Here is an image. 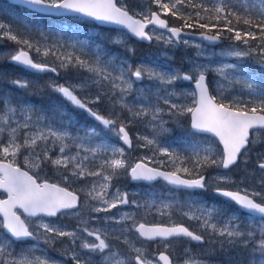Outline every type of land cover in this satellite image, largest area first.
<instances>
[{"label": "snow or ice", "instance_id": "1", "mask_svg": "<svg viewBox=\"0 0 264 264\" xmlns=\"http://www.w3.org/2000/svg\"><path fill=\"white\" fill-rule=\"evenodd\" d=\"M17 3L49 20L74 14L116 25L117 35L112 40L115 44H124L125 37L131 35L171 46L181 42L185 30L198 28L201 30L199 35L208 41L228 39L246 46L243 49H239L238 44L230 46L221 55L255 56L264 66V0H147L139 9H129L124 0H17ZM153 5L157 10H153ZM169 15L180 20V26H170L168 20L162 18ZM68 31L72 32L71 25ZM53 34L64 36L63 26L49 35ZM38 36L39 39L31 37L27 24L24 31H20L0 21V40L17 45L15 50L3 53L10 62L36 72L58 73L59 69L69 67L86 71L88 75L78 83L53 81L49 86L76 108L85 111L100 127L83 129V136L73 135L68 130L71 118L60 128L51 122L41 127L44 118L34 119L31 106L16 104L6 94L0 98V190L6 195L0 199V264H59L44 252L37 255L35 244L19 250L15 247L18 243L41 237L45 243H52L57 237L68 238L74 264H175L166 251L150 256L143 244L159 241L167 249L173 239L186 238L203 243L206 235L218 237L222 248L225 244L232 248L242 244L248 253L246 264H264V175L256 182V187H252L249 185L251 174L236 181L226 171L242 156H247L250 145L257 143L264 134V86L256 84L252 77L243 81L229 79L235 64L222 63L209 68L193 59L188 71H157L144 66L133 69L118 58L105 59L100 45L93 46L87 40H80L76 33L68 44L59 39L49 42L43 31L38 32ZM182 43L187 45L189 41ZM86 48L91 49V58H87ZM33 54L42 59H34ZM201 55L202 52L197 53V56ZM49 57L51 62L47 60ZM210 71L228 81L230 86L239 84V93L233 95L235 89H225L219 81L217 87L210 90ZM145 79L150 84L139 96L133 97L134 104L130 106L126 98L132 96L134 82ZM178 81L193 82L194 89L177 92ZM12 83L18 88L29 85L26 80ZM100 104L109 109L107 114H101L95 107ZM125 110L127 118L122 117ZM165 114L177 120L180 116L190 115L194 133H210L222 147L197 143L191 146V154L184 156L162 146L159 137L169 131L165 127ZM136 119L146 120L152 129L150 135L137 136V146L149 148L151 155L130 164L124 148L104 143L102 138L106 133H113L131 148L133 139L127 129ZM96 139L101 142L90 146ZM73 146L75 152L70 151ZM57 148L59 155L53 158L50 153ZM22 153H27L24 155L27 170L18 163ZM97 160L99 164L91 170L90 166ZM47 163L66 173L62 175L65 183L73 178H95L81 189L85 195L82 202L75 191L40 177L42 166ZM213 167L225 171L210 179L205 173ZM257 167L264 174V155L259 158ZM124 171L134 180L162 179L174 186V192L206 189L214 183L215 194L226 198L235 209L209 206L201 201L181 204L174 196L167 202L161 201L158 206L156 200L137 204L134 199L129 201V194L119 188L110 191L113 179ZM130 203L145 211L156 206L160 215L169 217L173 211L186 208L181 215L196 221L199 231L171 219L167 224H147L138 221L133 212L103 217L109 225L119 227H89L87 220H81L76 230L67 231L45 220V217L64 214L79 216L82 208L90 213H109ZM241 213L247 214V224L240 220ZM90 219L96 221L98 217L92 215ZM113 240H122L124 249H119ZM184 255L187 258L182 264H204L194 258L191 249L186 248Z\"/></svg>", "mask_w": 264, "mask_h": 264}, {"label": "rangeland", "instance_id": "2", "mask_svg": "<svg viewBox=\"0 0 264 264\" xmlns=\"http://www.w3.org/2000/svg\"><path fill=\"white\" fill-rule=\"evenodd\" d=\"M124 2L128 5L129 9H139V6L147 3V0H124ZM8 4L9 3L6 2L5 0H0V21H3L5 23H9L14 28L22 31L20 24H18V21H16V20L14 21L13 17L10 15V13L8 11V7H7ZM154 6L155 5H153L152 8L155 11L157 9L156 8L154 9ZM76 27L79 29V27H81V25L76 24ZM64 30H65L64 36L61 37V36H57V35L53 34V35H50L52 40H50L49 38H48V40H50L52 42L55 39H59L63 43L68 44V43L72 42L70 40V37L73 35V33H76L78 36V39L87 40L89 42V44L95 46L97 44L94 43V40H95L94 37H96V36L101 37L102 36L101 28L97 25L94 26L93 23H92V25H89L87 27V35H83L78 31L75 32L74 28H72V32H69L67 28ZM52 33H54V31ZM91 34L93 36H91ZM116 35H117V33H116ZM37 39H39V36ZM128 39H129V36H126L125 41H127ZM183 40H187V41H189V43L187 45H185L182 43ZM237 44H238L239 49H243L246 47L243 44H239V42H233L231 40H226V42L220 46L219 45L207 46L204 43H202L201 41H197L195 39H191V38H187V37L181 38V42L176 43L174 45H171V46L163 45V48L161 49V57L163 59L160 60V62L163 65H157L158 61H151L150 58H146V59L141 60V61L139 60L135 64L136 65L135 68L137 66H144V67L154 68L157 71L168 70V69L188 71L189 67L191 66L190 62L193 59L197 60L199 63H202V64L209 66V68H215L222 63L235 64L236 68L231 71L229 79L243 81L249 77H252V78H254L256 84L264 86V84L259 83L253 75V71H255V69L257 72L264 74V69H262L260 66L256 65V64H258V60L255 56H247V57L227 56L226 57V56L221 55L222 52L229 49L230 46H235ZM197 45H199V48L196 47ZM161 46H162L161 42H155V44L153 45L151 50L154 51L155 53H158ZM15 49H16L15 45H10V46L0 45V60L6 59V58H4L3 53L13 51ZM84 51L88 54L87 58H91V56H92L91 49L86 48ZM198 52H202L203 55L197 56ZM104 53H105V59H107L108 57H112L114 59L118 58L120 60V57H118L115 53H111V52H108L106 50H104ZM177 58L178 59L182 58V60H184L186 64L184 66L178 65L180 67H178L176 65H172V62L175 61ZM35 59L40 60L39 57H36ZM125 62L130 65V62H128V61H125ZM58 71L60 72V69ZM63 73L64 72H62V75H63ZM208 74L210 75L209 82L211 84L212 89H215L217 87V81H219L220 84H222L225 89L234 88L235 91L232 92L233 95H236L239 93V91H240V85L239 84H234V85L230 86L228 81L224 80L222 77H220L214 71H210ZM87 75L88 74L86 73V71L82 69V71H80V73L76 74L73 78L67 79L65 75L62 76L63 80L54 79V77H55L54 75H50L49 78L51 79V81H57L59 84H65V83L75 84V83H78L82 77H85ZM34 78H36V77H33L32 79H34ZM27 79H31V77H28ZM149 84H150V82L147 79H145L144 81H141V82H139V81L134 82L133 93H132L131 97L126 98L127 103L130 106L133 105L134 104L133 97L139 96L140 93L142 91H144ZM171 90L172 89H169V91H171ZM175 90L177 92H185V91L190 92L193 90V88L191 87V82L178 81L176 86H175ZM153 91H154V89H153ZM213 94H215V92H213ZM174 102L190 103V101H186V100H174ZM182 117L183 116H180L178 118V120H181ZM164 119L167 121V123L165 124V127L168 128L169 131L163 133L159 137L162 146L168 147L170 150H175L176 152H178L184 156H188L191 154L190 149H191V146L193 144L198 143L201 146L212 145L215 147V141L213 140V137H209V136L199 138V141H196V142L187 140V142H188L187 144L179 142V140H177L172 135H170L171 133H173V131L171 130L172 126H170L171 118L167 114H165ZM45 124H47V123L42 121L40 126L43 127ZM144 125L146 127V130L135 131L134 134H131L132 139H133V148L131 150L137 151V156L139 159L143 156L151 155V150L149 148H141V147L137 146V144H138L137 136L138 135H150V133L152 132V129L148 125L146 120L144 121ZM55 127L60 128V126H55ZM88 128H90V127H88ZM83 129H87V128L85 126H82L77 130V132H72L70 129H68V130L71 131L73 135L79 134V135L83 136V134H84ZM21 135L23 136V132H21ZM104 138H105V140H102V142L107 143L109 145H114L115 147L124 148L125 149V156L128 159L129 163L134 164V161H132L130 159V150L127 149L124 145H122L119 142V139L113 133H110V132L107 133V136L105 135ZM263 139H264V134H261L259 141L251 146V148L249 149V153L247 154V156H244L245 159H243L242 163L240 164L241 170L245 169L244 166L246 163H249V162L258 163L259 158L262 155H264V140ZM100 142H101L100 139H96L93 141L92 145H90V146H95V144L100 143ZM139 143H142V141ZM70 151L75 152V147L73 146ZM26 154L27 153H24V155H26ZM83 154L84 153H81V155H83ZM159 158H163V157H158V159ZM245 161H247V162H245ZM98 164H99V160H97L95 162V164L90 166L91 170H95V167ZM20 165L23 166L22 164H20ZM151 165H153V164H151ZM24 167L26 168V166H24ZM223 172H224V170H220V171L214 173L211 177L214 178L217 175L222 174ZM61 173L64 174L62 169H61L60 173L58 172V174L60 175ZM258 173L260 176L264 175L260 172L259 169H258ZM227 174H229L230 176H232V178L234 180H236V178L234 177V175L231 171L228 170ZM88 178H89V183H90V180L92 182V180L95 179L93 177H91V178L85 177V178H80V179L73 178V179H70L69 182L85 180ZM243 178H244V176H241V178L238 179V181L242 180ZM260 178L254 179L253 177H251L249 180V185L252 187H256V182H258L260 180ZM69 182H67V183H69ZM117 184H118V181H117V179L114 178L112 181V187L110 188V191H115L117 188H119L121 191L127 192L129 194V201L134 199L137 201V204H144L145 202H150L152 200H156V202H157L156 206H158L161 201L167 202L170 197L174 196L175 200L181 202V204H183L185 201H201V202H203L209 206H212V205H215L217 207L223 206V207H228L229 210H231V208L229 206H224V204H220V202L207 201L205 199L206 191H201V192H190V191H188V192H185L182 190H176L174 192L173 188H171L170 186H168L166 183H164L162 181L153 183V185L152 184L146 185L143 183H134L131 185L125 184V185H121L120 187H117ZM205 190H207V189H205ZM156 206H154L152 209H149L148 211H145V209L143 207L137 208L136 205H132L130 203L129 205H123V206H119L117 209H112L109 213H98V214L97 213H90L87 209L82 208L81 209V215H79V216H77L75 214H64V215H60L56 218H45V220L47 222H50L53 225L62 227L64 230H67V231L76 230L77 225L80 224L81 220H87L89 227H101V226L119 227V225H114V224L109 225L108 222L103 220V217L104 216H111V215H118V213H122V212H133L136 214V219L138 221L146 222L147 220H150V217L155 222H166V223H168L170 219L173 221L184 220V221H186L187 224L191 225L192 230L199 231V227H198V224L196 221H189L181 215V211H186L187 210L186 208H183L180 211H173L172 216L169 217V216L160 215V213L156 211ZM92 215L97 216L98 219L96 221H92L90 219V216H92ZM246 216H247L246 213L240 214V220L243 221L245 224L248 223ZM0 231H2V230H0ZM88 239L91 240L92 238H88ZM56 242H58V243H56ZM77 243H79V241ZM112 243L117 245L119 249H121V250L124 249V245L122 243V240L121 241L113 240ZM196 243H197L196 241H189L187 239L171 240L169 247L167 249H165L164 244L162 245V247L167 252L171 253V256L174 257L175 264H182L183 260L187 258L184 255V250L186 248L191 249V253L194 255V258L197 260L203 261L204 264H224L223 262H221L218 259L215 260V259H210V258H202L196 249V246H195ZM32 244H35L37 246V250H36L37 255H41V252H44L49 257H51L52 259L58 261L59 264H74V261L71 260V256H70V241L68 238L57 237L54 242L45 243L43 237H41L39 239V241L36 243L30 242V243H27L24 245L23 244H17V245H15V247L17 248V250H19L20 248L28 247ZM57 244H59V245H57ZM60 246H62V248L59 249ZM137 246H141V245L138 244ZM72 247H75V246H72ZM143 247L146 250V252L151 256L150 248H149V245L147 242L143 244ZM49 248L54 249V255L50 254ZM229 249L232 251V254H234V255L236 254V256H239L240 260L239 259L238 260L240 262L245 261V264H246L248 253L245 250L244 245L239 244L235 248L229 247ZM243 253L246 254L247 256L245 257ZM94 259L98 260L99 257H94ZM239 261H236L233 257H227L225 264H239Z\"/></svg>", "mask_w": 264, "mask_h": 264}, {"label": "trees", "instance_id": "3", "mask_svg": "<svg viewBox=\"0 0 264 264\" xmlns=\"http://www.w3.org/2000/svg\"><path fill=\"white\" fill-rule=\"evenodd\" d=\"M6 1V0H5ZM7 2V1H6ZM8 11L10 15L13 17L14 21H18V24L21 26V30L24 31L25 24L28 25V28L30 29V35L33 39L38 38V32L43 31L45 35L48 36L50 40V32L52 33L55 30H59L61 26H63L64 29H68L71 25V28H74V31H78L83 35H87V27L89 25H92L91 22H88L86 20H80V19H74L71 17H63V18H57L55 20H49L42 18L41 16H38L34 12L28 11L26 8H23L21 6L8 4ZM173 24L180 26L181 21L172 17L169 15L167 16ZM76 24H80L81 27L79 29L76 27ZM195 31H200V29H196ZM117 31L113 29L103 28L101 31L102 36H96L94 37V43L101 46L103 50H106L111 53H115L118 57H120V60L123 59H129L131 64H136L139 60H143L147 58V55L156 57V53H150V48L154 44H146L140 41H136L132 38L127 40L124 44H115L112 42L113 37L116 36ZM91 36H93L91 34ZM48 40L49 42H51ZM255 44V42H252ZM0 45L2 46H10L15 45L11 41L7 40H0ZM37 56L33 54V58L35 59ZM42 59L41 57H39ZM48 62L52 61V58H47ZM258 65V64H256ZM82 69L78 70L76 68L69 67L68 69H60L59 73H52L54 75V79L57 80H63L62 76H66V78H73L76 74L80 73ZM62 72L63 75H62ZM50 74H35L33 72H30L23 68L22 66H19L17 64H14L10 62L8 59L0 60V98L4 94H6L9 97H12L13 102L16 104H27L31 106L34 110L33 118L36 117H43V122L49 123L51 122L54 126H60L62 124H68L69 118H71V127L69 129L72 132H77V130L85 126L86 128L96 126L99 128L98 122H96L92 117H90L85 111L76 108L74 105H72L69 101L64 99L59 93L55 92L49 85L51 79L49 78ZM62 75V76H61ZM254 77L257 79L259 83L264 84V74L257 72L256 69L253 71ZM28 77H31V79H27ZM33 77H36L32 79ZM14 80H26L29 82L28 87L26 88H18L16 85L12 83ZM58 83L57 81H54ZM94 94V93H93ZM95 107L99 108L101 111V114H107L109 109L104 105H96ZM117 111H120L119 107H117ZM122 117L127 118L128 112L125 110L122 112ZM145 120L136 119L133 120V122L128 126V131L130 134H134L135 131L140 130H146V127L144 125ZM190 117L188 115H185L181 118V120L173 119L170 120V126L173 133L172 135L174 138L179 140V142L187 144V140L190 141H199V138L205 137L202 136L199 133H194L190 128ZM107 136V133L105 134ZM104 135V136H105ZM102 138V140H105V138ZM22 137V135H21ZM111 139V138H110ZM186 139V140H185ZM101 140V139H100ZM214 140V139H213ZM264 140V139H263ZM215 141V147H220L219 143ZM253 145V144H252ZM250 145V148L251 146ZM58 149V148H57ZM50 155L55 158L57 156L56 149H53V151L50 153ZM130 159L132 161H137L139 158L137 156V151L130 150ZM245 159L244 156L241 157L240 164L242 163V160ZM18 162L20 164L24 165V153H22L18 157ZM240 164L236 165L231 169V172L233 173L234 177L236 178V181L241 178V176H244L246 174H251V177L254 179H258L261 176L258 173V167L257 163L249 162L245 164V169H240ZM155 166V165H154ZM170 170V169H168ZM222 169H217L215 167L207 169L205 175L212 178L211 176L220 171ZM61 170L58 169L56 166L47 163L42 166V170L40 171V177L43 179H47L53 182L59 181V174ZM118 181V185H125V184H132V181L130 179L129 173L127 171L121 172L118 176L115 177ZM88 182V179H86ZM85 180L76 181L74 183H67V185L82 194L83 191H81L82 188H84L86 185ZM214 183L211 186H208L205 190L206 191V197L205 199L207 201H216L220 202V204H224V206H229L231 210L235 209V205H230L228 202L215 195L213 193L214 190ZM151 218V217H150ZM150 222V220H147ZM27 243V242H26ZM18 244H25V243H18ZM149 248H150V254H157L160 250L163 249L161 243L159 242H148ZM196 249L198 253L205 258L220 260L224 264L226 263L227 257H233L236 261H239V256H236V254H232V251L229 249L228 245H224V247H221L220 239L216 236H205V241L203 243L197 242L195 244ZM228 247V248H227ZM227 249V250H226ZM244 254V253H243ZM246 257L247 255L244 254ZM239 259V260H238ZM239 264L241 262L239 261Z\"/></svg>", "mask_w": 264, "mask_h": 264}, {"label": "water", "instance_id": "4", "mask_svg": "<svg viewBox=\"0 0 264 264\" xmlns=\"http://www.w3.org/2000/svg\"><path fill=\"white\" fill-rule=\"evenodd\" d=\"M8 2H10V3H12V4H15V5H18V6H20L18 3H17V0H7ZM69 16H75V17H78V16H76V15H74V14H72V15H69ZM80 18H83V19H85V20H89V21H92V22H95L97 25H99V26H103V27H110V28H115V29H118V26H116V25H111V24H103V23H100V22H98V21H94V20H92V19H90V18H87V17H80ZM162 18H164V17H162ZM131 36V35H130ZM189 36L190 37H192V38H195V39H198V40H201L202 42H204V43H206V44H208V45H218V44H221V43H223V39L222 40H220V41H216V42H213V41H208V40H206V39H204L201 35H199V33H191V34H189ZM132 38H134V39H136V40H139V41H142V42H145V43H151L152 41H144V40H140V39H138V38H136V37H133V36H131ZM262 66V65H261ZM263 68H264V66H262ZM26 69V68H25ZM27 70H29V71H31V72H35V73H48V72H36L35 70H32V69H27ZM190 124H191V122H190ZM205 134H208V135H211V136H213L212 134H210V133H205ZM129 135H130V133H129ZM130 137H131V135H130ZM214 137V136H213ZM217 139V138H216ZM122 144H123V142L122 141H120ZM125 145V144H124ZM126 147H128L127 145H125ZM222 147V146H221ZM129 148V147H128ZM239 161V160H238ZM238 163V162H237ZM236 163V164H237ZM151 166V165H150ZM232 168V167H231ZM26 170V169H25ZM164 170H166V169H164ZM31 174V173H30ZM131 176V175H130ZM132 178V177H131ZM133 181H135V182H148V183H151V182H154V181H157V180H159V178L157 179V180H154V181H144V180H134V179H132ZM164 181V180H163ZM48 182H50V181H48ZM50 183H53V182H50ZM167 183V182H166ZM168 184V183H167ZM61 186V185H60ZM170 186H172V185H170ZM61 187H64V186H61ZM172 187H174V186H172ZM69 190V189H68ZM184 190H190V191H197V190H201V189H196V190H191V189H184ZM69 191H71V190H69ZM0 193H3V191L2 190H0ZM77 194V193H76ZM78 195V194H77ZM79 196V195H78ZM80 197V196H79ZM222 197V196H221ZM3 198H6V196H4V197H1L0 196V199H3ZM224 198V197H223ZM226 199V198H225ZM148 224V223H147ZM185 226H187L186 224H185ZM191 230V229H190ZM159 254V253H158ZM166 254H168L167 252H166ZM171 257V256H170Z\"/></svg>", "mask_w": 264, "mask_h": 264}, {"label": "flooded vegetation", "instance_id": "5", "mask_svg": "<svg viewBox=\"0 0 264 264\" xmlns=\"http://www.w3.org/2000/svg\"><path fill=\"white\" fill-rule=\"evenodd\" d=\"M156 7V6H155ZM167 19H168V21H169V24H170V26H177L178 27V25H175V24H173V22L171 21V19H169L168 17H166ZM172 19H174L173 17H172ZM197 28H192V29H188V30H185V34H182V37L181 38H189L188 37V34L189 33H197V32H200V31H195ZM228 40V39H227ZM186 63L185 62H183L182 63V66H184ZM209 78H210V75L208 74V81H209ZM210 83V82H209ZM191 87L193 88V82H191ZM210 89H212L211 88V84H210ZM152 222H149V223H153V224H155L154 223V221L153 220H151ZM155 242H159V241H155ZM160 243H162V242H160ZM163 244V243H162ZM171 255V254H170ZM174 258V257H173Z\"/></svg>", "mask_w": 264, "mask_h": 264}, {"label": "bare ground", "instance_id": "6", "mask_svg": "<svg viewBox=\"0 0 264 264\" xmlns=\"http://www.w3.org/2000/svg\"><path fill=\"white\" fill-rule=\"evenodd\" d=\"M0 196L2 197V194H0Z\"/></svg>", "mask_w": 264, "mask_h": 264}]
</instances>
